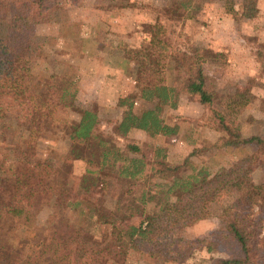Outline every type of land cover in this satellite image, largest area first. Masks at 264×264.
<instances>
[{"label": "trees", "instance_id": "trees-1", "mask_svg": "<svg viewBox=\"0 0 264 264\" xmlns=\"http://www.w3.org/2000/svg\"><path fill=\"white\" fill-rule=\"evenodd\" d=\"M197 1L180 0L181 13L191 14ZM219 1L232 19L256 15L257 0ZM67 3L0 0V264H131L140 256L178 263L201 249L202 241L187 238L185 230L206 219L226 191L233 213L227 230L238 257L211 264H261L264 137L242 136L233 120L252 107L249 86L219 95L204 65L218 63L220 54L189 43L168 24H142L140 43L118 53L121 64L133 66L132 93L117 99L120 115L107 122L109 131L101 129L95 103L71 120L67 114L77 90L64 82L68 68L30 43L38 25L65 28ZM251 49L262 63L264 44ZM180 99L204 111L196 122L218 133L214 151L230 157L244 149L247 154L208 165L195 149L187 158L198 157L201 163L184 174L166 163L163 148L154 147L148 156L129 132L149 139L178 137V126L166 124L162 116ZM44 134L54 135L58 144L36 160L35 143ZM99 197L110 200L107 212L98 208ZM42 208L50 214L35 225ZM86 225L99 229L100 237H92Z\"/></svg>", "mask_w": 264, "mask_h": 264}, {"label": "rangeland", "instance_id": "rangeland-1", "mask_svg": "<svg viewBox=\"0 0 264 264\" xmlns=\"http://www.w3.org/2000/svg\"><path fill=\"white\" fill-rule=\"evenodd\" d=\"M122 1L126 2L123 8L117 5L120 2L110 0H68V20L63 30H58L52 22L34 29L30 43L44 54L50 52L61 60L69 73V80L64 82L77 90L67 114L69 119H77L82 108L95 103L100 127L109 131L107 122L117 120L120 115V110L113 105L118 98L132 93L133 66L131 63L121 64L118 53L125 51L127 46L134 47L140 43L142 24L160 22L174 27L189 43L220 54L218 63L204 65V73L216 93L226 96L236 86H249L255 98L252 107L234 116V124L244 137H264V61L258 62L251 53V48L264 44V0L256 1V15L251 20L232 19L223 13L219 0H198L189 15L181 13L180 0ZM234 10L238 11L236 5ZM165 17L174 19L163 22ZM103 67L111 70H103ZM119 67L120 71L116 70ZM40 76L43 77L40 74L36 79ZM99 95L104 99L103 104L96 103ZM203 114L204 111L195 103L180 99L174 110L166 109L162 116L166 124L178 126V137L149 139L139 131H133L128 136L143 144V151L148 152V156L154 147L163 148L166 163L179 168L180 174L187 173L189 167L197 168L201 163L198 157L187 158L195 149L202 151L201 158L208 165H216L224 160L233 161L236 156L247 154L244 149H239L230 157L228 153L214 151L211 146L219 135L196 122L199 117H204ZM57 144L54 135H42L36 140L34 158L44 159L49 149ZM252 176L255 182H260L259 170H255ZM230 199V193L223 192L212 204L209 216L185 230L187 238L202 241L201 249L192 251L186 260L161 263L140 256L132 258L131 264H211L212 259L238 257L227 230L233 218V213L228 209ZM97 205L107 212L111 203L106 197H99ZM50 211L42 208L36 216L35 225H41ZM84 230L89 231L92 237H100L101 231L90 225H86ZM261 236H264V223ZM259 252L264 254V249ZM261 264H264V258Z\"/></svg>", "mask_w": 264, "mask_h": 264}, {"label": "crops", "instance_id": "crops-1", "mask_svg": "<svg viewBox=\"0 0 264 264\" xmlns=\"http://www.w3.org/2000/svg\"><path fill=\"white\" fill-rule=\"evenodd\" d=\"M103 68H104L103 70H111V68H109V67H103ZM120 69H121V68L119 67V68H117L116 70L120 71ZM103 101H104V99H103L102 95H99V96L96 97V103L103 104V103H102ZM113 106H115V105H113ZM131 132H133V131H131ZM131 132H129V134H130Z\"/></svg>", "mask_w": 264, "mask_h": 264}]
</instances>
